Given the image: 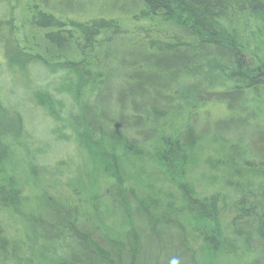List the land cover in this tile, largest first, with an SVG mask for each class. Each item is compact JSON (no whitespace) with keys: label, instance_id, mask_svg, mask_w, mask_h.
Segmentation results:
<instances>
[{"label":"trees","instance_id":"16d2710c","mask_svg":"<svg viewBox=\"0 0 264 264\" xmlns=\"http://www.w3.org/2000/svg\"><path fill=\"white\" fill-rule=\"evenodd\" d=\"M2 1L0 264H264V0Z\"/></svg>","mask_w":264,"mask_h":264},{"label":"rangeland","instance_id":"374dc122","mask_svg":"<svg viewBox=\"0 0 264 264\" xmlns=\"http://www.w3.org/2000/svg\"><path fill=\"white\" fill-rule=\"evenodd\" d=\"M2 2L4 4L7 3L6 0H3ZM11 9H12V6L9 7L8 14H4L8 18L12 14ZM17 24H18V26H20L19 22H17ZM5 37H6L7 41H12L15 38L14 36L8 35V34ZM0 60H3V55L1 53V50H0ZM29 71H30V74H31L30 78L32 80H34L35 82H36V79H40V78L45 76V72L43 70H41L39 68H35L34 66L30 67ZM40 74H41L42 77L39 78ZM15 93L19 94L20 91L18 89H16ZM49 119H50L49 121L53 125H55V126L60 125V123H58L57 121H55V120H53L51 118H49ZM34 123L38 124L37 126H35L34 130L35 131H39L42 134V136L44 137V140L46 142H48V144L55 145V148H53V149H54V152L56 153V155L63 154L62 149H65L67 151L68 155L65 158L68 161L66 162V165L64 166V168H65V170L63 172L64 177H65L64 180L65 181L69 180L73 184V147L72 146L68 147L67 145H62V144H58V143L54 144V142H53L54 138L52 136V126H51L50 123H46L45 121L41 122L40 119L39 120L37 119V121H35ZM66 133L67 134H72V131H70V129H68V131ZM61 147H62V149H61ZM40 148H43L44 151L49 152V149L46 146H44V145L41 146ZM50 154H54V153H50ZM64 154H66L65 151H64ZM53 175L57 176L56 173H54Z\"/></svg>","mask_w":264,"mask_h":264},{"label":"clouds","instance_id":"9594fccd","mask_svg":"<svg viewBox=\"0 0 264 264\" xmlns=\"http://www.w3.org/2000/svg\"><path fill=\"white\" fill-rule=\"evenodd\" d=\"M171 264H178V261L175 260V259H173L172 262H171Z\"/></svg>","mask_w":264,"mask_h":264}]
</instances>
